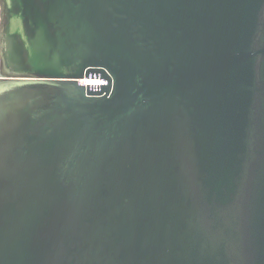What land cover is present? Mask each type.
<instances>
[{"label":"water","instance_id":"water-1","mask_svg":"<svg viewBox=\"0 0 264 264\" xmlns=\"http://www.w3.org/2000/svg\"><path fill=\"white\" fill-rule=\"evenodd\" d=\"M0 264H264V0H0Z\"/></svg>","mask_w":264,"mask_h":264},{"label":"built area","instance_id":"built-area-1","mask_svg":"<svg viewBox=\"0 0 264 264\" xmlns=\"http://www.w3.org/2000/svg\"><path fill=\"white\" fill-rule=\"evenodd\" d=\"M103 69V68H102ZM107 75L110 77L109 73L103 69ZM77 82L80 85H84L86 88V84H100V83H106V79H101L100 77H83L77 80Z\"/></svg>","mask_w":264,"mask_h":264}]
</instances>
